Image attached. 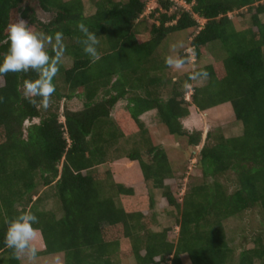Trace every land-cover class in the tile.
Instances as JSON below:
<instances>
[{"label": "trees", "instance_id": "16d2710c", "mask_svg": "<svg viewBox=\"0 0 264 264\" xmlns=\"http://www.w3.org/2000/svg\"><path fill=\"white\" fill-rule=\"evenodd\" d=\"M89 1L92 14L85 0H0V59L6 26L20 17L37 31H62L67 49L48 110L23 96L34 72L0 78V263L20 264L4 244L5 221L30 208L40 255L62 254L64 264H184L183 256L189 264H264V0H184L189 8L157 0L150 13L151 0ZM239 17L247 28L237 29ZM78 22L100 41L95 63L78 42ZM182 30H192L193 68L206 69L205 81H188L193 68L180 74L157 53ZM208 48L214 60L200 65ZM74 96L81 108L69 105ZM226 102L240 134L182 127ZM149 111L185 140L181 174L142 120ZM121 140L131 148L120 151ZM123 155L140 168L128 180L118 178ZM158 191L175 224L156 230Z\"/></svg>", "mask_w": 264, "mask_h": 264}, {"label": "clouds", "instance_id": "9594fccd", "mask_svg": "<svg viewBox=\"0 0 264 264\" xmlns=\"http://www.w3.org/2000/svg\"><path fill=\"white\" fill-rule=\"evenodd\" d=\"M67 2V0H66ZM77 28L82 33L79 43L82 50L95 63L100 59L97 46L100 41L95 32L90 31L83 23L78 22ZM9 47L0 59V78L9 73L34 72V79L23 82V96L33 106L48 110L52 105V97L56 92L54 78L60 71L66 54L64 34L56 31L46 34L37 31L23 18H18L6 26ZM185 49L183 42L170 45V54L165 56V65L174 70H183L193 63L195 51ZM188 81L202 82L209 78L204 68H193L187 73ZM186 81L184 88L191 87ZM3 100V97H0ZM182 127L191 132L187 124ZM7 227L4 236L5 246L11 250L12 257L20 264H63L61 257L41 260L39 247L40 231L34 225L39 223L38 216L31 209H21L18 214L5 221Z\"/></svg>", "mask_w": 264, "mask_h": 264}, {"label": "rangeland", "instance_id": "374dc122", "mask_svg": "<svg viewBox=\"0 0 264 264\" xmlns=\"http://www.w3.org/2000/svg\"><path fill=\"white\" fill-rule=\"evenodd\" d=\"M86 1V14H92L95 12V6L89 1V0H85ZM157 5V0H151L148 3V7H147V13H150V11L152 10L153 7H155ZM187 8H189V6H187ZM236 25H237V29L239 30H243L244 28H247L248 24H244L242 21V18L239 17V19H236ZM240 23V24H239ZM143 27V25H141L139 27V29H141ZM191 34H192V30H182V31H177L174 33H171L168 35V37L165 39V41L160 45L159 47V53L160 55H162V57L167 56L168 54H170V45L177 43V42H183V44L185 45V49H189L191 48L189 46L190 40H191ZM203 58L200 61V65H204V64H208L210 62H212L214 60V56L212 54V50L210 48L205 50V53L203 54ZM194 60V58H193ZM66 63L68 65L71 64L70 60H67ZM119 64H122L118 61L115 62V65L120 66ZM189 68H193V64L188 65L185 69L183 70H174L178 73H183L184 71L188 70ZM62 84V83H61ZM190 94V93H189ZM189 98V95H188ZM69 105L75 109L81 108L82 107V100L78 97V96H74L72 99H70L69 101ZM123 103H126V101H122L118 104V106L116 107L115 110L119 109L120 106L123 105ZM142 120L146 123L147 126H149L151 128V130H153L157 141L161 142L162 144H164V146L167 149V152L169 154L171 163L174 165V168L176 169L178 174H181L183 172V169L185 168V164H186V160L184 157H182V150L185 149L186 143L184 139L181 138H176V137H172L169 135L167 128L159 123V120L157 118V116L155 115V111H149L146 112L145 114L142 115ZM185 124H187L188 127L193 128V127H203L204 129V136L206 135V132L211 129V128H218V127H222V130L227 134V135H238L240 134L241 130H242V124L240 122H238L233 114V108L230 102H226L223 103L221 105H218L216 107H213L207 111H203L200 113H194L191 116H189L188 118L185 119ZM132 146V142L127 143L125 140H121L119 142L118 147L120 148V151L125 150H129ZM125 155V153H124ZM124 155L122 157V159L119 161V176L118 177L120 180H128L129 176L128 174L131 173V175H133L135 172L139 173L140 168L139 167H132L127 160L124 158ZM194 162L195 159H192L189 164L187 165L188 168V173H193L195 172V168H194ZM130 170V173H129ZM133 170V171H132ZM39 192L41 193L42 191H46L44 189V187H39L38 188ZM184 192V188L181 190V195ZM39 193H37L35 195V197L38 196ZM156 205H155V211L157 214V217L159 219V224L160 227L158 225H156L155 229L158 230L161 227H168V226H173L175 224V217L174 215H172V213L169 211L168 208H166V203L163 200V198L161 197V193L158 191L156 192ZM46 207L47 208H51V207H56L57 204H55V202H53V200H48L46 202ZM163 208H165L166 210H163ZM247 222V220H246ZM236 224H238L237 221L231 219L228 221V232H230L229 230H231V228H233ZM175 230L171 232V238L174 239L176 234H177V228H174ZM237 236H239V231L234 233ZM229 235L231 236V232L229 233ZM39 243V247L42 246V241L39 239L38 241ZM41 256V260H50L53 259L56 256L61 257L63 264H64V259H63V255L62 254H43L40 255ZM2 257H0L1 260ZM183 261L184 264H189V260L186 256H183ZM3 264V263H0ZM6 264V263H5ZM130 264H135V261L133 259L130 260Z\"/></svg>", "mask_w": 264, "mask_h": 264}, {"label": "built area", "instance_id": "2783aa9c", "mask_svg": "<svg viewBox=\"0 0 264 264\" xmlns=\"http://www.w3.org/2000/svg\"><path fill=\"white\" fill-rule=\"evenodd\" d=\"M176 2H178L180 5L187 7L189 6L184 0H175Z\"/></svg>", "mask_w": 264, "mask_h": 264}]
</instances>
